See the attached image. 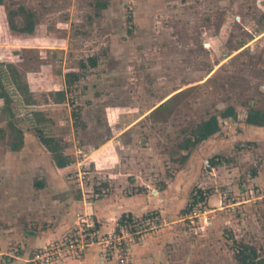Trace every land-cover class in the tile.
Returning a JSON list of instances; mask_svg holds the SVG:
<instances>
[{
  "label": "rangeland",
  "instance_id": "1",
  "mask_svg": "<svg viewBox=\"0 0 264 264\" xmlns=\"http://www.w3.org/2000/svg\"><path fill=\"white\" fill-rule=\"evenodd\" d=\"M263 109L264 0H0V264L82 217L130 264H260Z\"/></svg>",
  "mask_w": 264,
  "mask_h": 264
},
{
  "label": "built area",
  "instance_id": "2",
  "mask_svg": "<svg viewBox=\"0 0 264 264\" xmlns=\"http://www.w3.org/2000/svg\"><path fill=\"white\" fill-rule=\"evenodd\" d=\"M136 225L137 220L128 221ZM114 237V238H113ZM96 244H110L115 250L117 264H130L126 236L100 234L93 219L82 217L59 242L38 248L31 258L33 264H55L69 258H79Z\"/></svg>",
  "mask_w": 264,
  "mask_h": 264
},
{
  "label": "trees",
  "instance_id": "3",
  "mask_svg": "<svg viewBox=\"0 0 264 264\" xmlns=\"http://www.w3.org/2000/svg\"><path fill=\"white\" fill-rule=\"evenodd\" d=\"M11 66V65H10ZM12 67V66H11ZM21 88V87H20ZM25 93H29V87L28 84L24 87ZM226 116V114H225ZM247 122L252 125L256 126H264V109L263 110H251L247 115ZM221 129V123L217 116H212L210 119L203 121L200 123L195 130L194 134L196 135V140L202 141L210 137L211 135L217 133ZM44 143L46 145H49L52 143V140L50 139H43ZM60 163V162H59ZM61 166L65 165L64 163H60ZM200 193L203 195V192L200 191ZM128 218L129 221H133V215L131 213L129 214H123L121 221L124 222ZM242 257H253L258 259L259 255L256 253V251L253 252V254H245V251H241ZM258 263L264 264V258L259 259Z\"/></svg>",
  "mask_w": 264,
  "mask_h": 264
},
{
  "label": "crops",
  "instance_id": "4",
  "mask_svg": "<svg viewBox=\"0 0 264 264\" xmlns=\"http://www.w3.org/2000/svg\"><path fill=\"white\" fill-rule=\"evenodd\" d=\"M150 205L152 204L147 203L146 206L150 207ZM143 207L144 206H142L141 208L137 207L136 209L138 211L139 209H143ZM69 225L70 226H68L69 228L67 231L62 226L59 230H56L57 232L55 231L53 232V230H50L49 232L36 235L35 238H37L38 240L37 241L38 248L44 247L48 244H51L53 241L63 238L71 230L73 224H69ZM95 263L105 264L104 261L101 260L100 252L93 247L81 258L80 257L79 258H69L65 260V262L56 263V264H95Z\"/></svg>",
  "mask_w": 264,
  "mask_h": 264
}]
</instances>
